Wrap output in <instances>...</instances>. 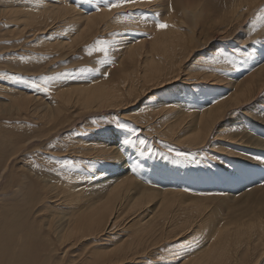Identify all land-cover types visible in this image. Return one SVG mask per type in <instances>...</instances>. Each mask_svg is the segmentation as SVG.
I'll list each match as a JSON object with an SVG mask.
<instances>
[{
    "label": "rangeland",
    "instance_id": "374dc122",
    "mask_svg": "<svg viewBox=\"0 0 264 264\" xmlns=\"http://www.w3.org/2000/svg\"><path fill=\"white\" fill-rule=\"evenodd\" d=\"M7 1L12 2L13 6L15 2L17 3L16 0ZM19 1L23 2L22 0ZM76 1L78 4L77 2L73 3L76 6L75 11L79 14V17L77 16L78 14L76 15L79 19L74 17L77 22L74 20L72 21L73 23H67V20L64 19L53 23L47 31H41L42 33L35 32L33 29H26V26L8 25L4 18H0V38L2 36L0 39V264H93V258L91 257L92 251L99 248L103 250L114 249L118 242L125 239L123 237L129 235L133 236V233L129 230L123 231L116 229L114 232L108 234V237L102 236L101 238L99 235H95L84 237L77 241L71 238L69 240H62L60 234H58L60 236L59 237L56 233L54 235H49L48 233V225H50L53 219H58L59 210L62 209V207L57 204L55 205L51 203L52 199L50 197V191H55L61 194L60 189L62 187L64 189L75 187L76 190L80 191L86 188L90 189L94 185L98 184L95 189L93 188L96 195H102L105 198H113V200L119 197L118 192L109 194L106 192L109 187V183L110 185L115 183V178L109 179V183H102L104 181L97 182L103 179V177L105 178V176L110 175L109 170L114 166L108 164L105 160H102L101 162L99 157H94V155L99 154L97 151L90 155L91 140L95 142L92 139L95 137V134H107L103 135L105 137L102 142L106 144L115 143L116 146L114 148L121 149V151L118 152L119 158L116 161L115 166H118L120 162H123L124 166L129 171L128 175L132 176L137 181L142 182L158 191L163 190L156 182L163 181L170 186H178L177 189L182 188L183 193L186 194V199L194 198L196 196H200L201 194L202 197H200L205 198L203 197L204 193H191L193 189V191H195L199 188V191L202 192L209 191L204 189H209L207 186L211 184V180H215L216 177L214 178V176H218L219 173H221V171H217L218 169H216L217 167L215 166V164H218L220 167L221 159L219 160L218 158L213 157L216 153L213 146L215 143L217 145V142L220 140L216 138V134L221 133L224 135V130L232 131L233 121L235 118H242L243 120H247L251 123L260 122L261 124H264V117L259 114L255 107L245 109L244 111L240 109L233 110L228 114L231 118L228 117L226 121L223 122V131H220V126H218L216 133L213 134L204 146L192 148L190 146L175 144L174 141L176 140L171 141L170 139H167L169 135L167 136L164 132V130L166 131V129H164L165 125H161L157 122V118L153 120V114L140 111L141 104L146 101H148V103L145 105L150 108L157 106L162 102L166 103V97L164 98L163 95L167 94V87L161 88L157 91L151 90V93L148 94L147 97L140 103H136L131 106L128 105L126 107L121 106L125 103L124 102L120 103L119 107L116 106L113 107L114 109L111 108V110H99L97 109L99 107L98 104H92L94 109L83 107L80 109L81 104L78 106V109H74V107H69L70 109H68L63 102H57L59 100L57 99L58 91H62L63 89L70 87L88 88L92 85L95 86L108 81L118 84V82L125 75V73H123L124 71L133 73L132 82H136L139 79L141 69L138 68L137 63L134 60L125 56V54H127L126 51L128 50L127 47L134 46L135 41L139 38H141L140 40H143L139 41L138 44L144 41L147 42L149 39H155L157 33L162 31L157 27V20L160 21L161 18H165L161 22L167 24V21L165 20H169L168 18L170 17L172 11H175L172 0H147L152 1L150 6H152V3L155 1L151 10L147 6H144L140 0H137V2L133 4L135 6V8H132L133 10L131 8H127V3L122 7L111 10L110 17L104 23L99 25L97 31L93 32L89 40L85 43L78 45L76 42L71 46L73 50L57 48L59 45L63 44L64 41H66L64 44L70 45L73 43V39L76 38V36H79L81 31H83L82 26L86 27V22L81 18H88L95 13H103V11L107 8V5L111 2V0ZM188 1L191 2V0H185L184 2ZM3 2H6V0H0L2 6L5 5ZM192 2H200L201 4L198 11L203 16V19L206 22L211 20V23H215L214 29L210 33H214L215 35L218 32L227 31L233 38L238 37L237 33H240L239 41L241 42V44L230 43L228 40L223 42L222 38H215L216 40L213 38L211 41L208 36L209 33L202 38L200 32L207 27L204 26L203 29H201V26L197 27V33L194 36H191L195 44L199 46L195 49V53L193 55L198 57L197 61L193 63L191 62L189 65V73H191L192 77L197 78V74H202L204 72L208 73L207 75L221 74L223 75L222 78L229 79H231L230 76L234 78L235 75L238 77L242 76V74H252L249 72L254 70L252 66L256 63L253 58H256V56L264 53V46H262V44H264V1L253 8L245 6L240 10L241 12L239 14L235 15L229 13L230 6L234 4V0H192ZM137 3L138 5H136ZM156 8L158 10H156ZM131 11H133V13L129 14ZM206 12L210 14V18L206 17ZM119 14L122 16L120 17ZM123 15L127 17H123ZM117 16L120 18L118 19ZM176 17L177 18L174 19L177 22L180 18H182L181 13L177 14ZM147 18L149 23L146 21ZM1 19L3 20L1 21ZM116 20L118 22H116ZM131 21L133 22L131 23ZM155 24L156 27L153 29ZM152 25L154 26L152 27ZM133 27H137L134 30H138L140 32H135L131 29ZM171 27L173 28L174 26H169L163 31L166 32L172 29ZM77 29L79 30L77 31ZM101 29L102 31H100ZM23 30L25 31L23 34H18V32ZM130 31H133L134 35L137 33L136 36H134ZM35 39H37V41H35ZM100 40L106 41L107 52L95 50L100 47L98 44V41ZM254 40H256V42H252ZM257 42H259V44ZM244 43H246L247 46L243 45ZM125 44H127V47ZM48 46H51L50 50ZM89 49H94V51L90 53ZM240 52L252 53V55L251 57L248 55L240 56ZM179 53V55H181V51H179ZM21 57H25L26 59H21ZM213 59L217 62L212 63L211 61ZM188 60L189 57H186L184 62H187ZM232 60L236 61L235 68L231 63H229V61ZM124 64L126 67L123 68L122 71L119 68ZM210 67L213 69H209ZM13 77H19L21 79L16 80L13 79ZM46 79L47 83H45ZM193 82L194 80H192V83ZM180 83H178V85ZM34 84H39L40 89L35 90L33 87ZM194 84L196 83L188 85H192L191 87L193 93L192 91H188L189 94L188 92H183L182 95L184 97L193 95L198 98L197 102L189 100V105L184 108L186 112L191 111L194 114H197L201 106L204 105V102H208L210 100L209 103H207V106L211 105V101L213 100L212 96L220 93V91H217V89L213 90L212 87L208 86L209 84L203 83L201 86L205 87V91L203 92L205 96L202 99L201 89L203 87H198V85ZM45 87L49 89L48 92L44 91ZM122 89L129 90L130 88L122 86ZM172 89H174V87L170 90ZM259 90L260 89L256 91L257 94ZM159 93H162V95L158 96ZM28 95L37 101L41 100L43 106L45 104V106H48L51 109H57V107L59 109H63L64 111L59 117L58 122L52 124L53 119L51 122H49V120H42L39 112L35 114L27 112L23 110L21 104H17V102H15L25 99L24 97H28ZM35 96L39 99H36ZM254 96L255 94L248 100H253ZM263 97L264 96H262V98ZM171 98V102H173L171 105H174V97L171 96ZM46 100L47 102H45ZM225 100L227 99H223L217 104L224 102ZM102 106L104 107L105 105ZM179 109H182V106L180 108H176L173 113L176 111L175 113L177 114L180 112ZM47 112L51 113L50 111ZM173 113L167 116L169 120H173ZM242 113L243 115L241 116ZM147 119H151V121ZM117 121L121 124H125L126 128H118L116 124ZM238 121L239 120H237V122ZM113 132H118V136L122 139V143L121 141H119V143L116 142L117 139H114L115 133ZM157 132L159 133L157 134ZM126 139L131 140V143H124ZM140 141H143L144 143H140ZM170 149L183 151L192 159L182 160L181 158H178L174 151H171ZM124 155L129 157H125ZM244 155L253 157L254 152H244ZM109 157L113 158L114 154H110ZM132 158L140 161L139 170L136 167L138 164ZM228 158L232 159L230 157ZM125 160H129L130 162L127 163ZM222 160H224V162L226 161L224 158ZM65 161H71L73 166L71 168L62 167L61 162ZM151 163L156 167H152V165L150 167L149 164ZM158 164H160V166ZM262 164L263 162H256V169H260ZM104 165H107L108 167V169H105L106 173L103 172L104 175L108 173L105 176L103 175L102 170L107 167H103ZM214 168L216 170H214ZM127 169L123 167L120 173L127 172ZM155 169H159V171ZM232 170L236 171L237 168H232ZM207 172H211L209 176ZM212 172L217 175H213ZM195 173L197 174L195 175ZM194 175L199 180L196 179ZM163 177L166 178V181ZM210 177L213 179L210 180ZM150 178L152 179L151 181ZM200 181L205 182V185ZM242 183L246 182L244 181ZM254 183L260 188H264V180L262 183L258 181H255ZM127 184L128 182L122 186H126ZM196 187L199 188L196 189ZM209 192H213V190H210ZM216 195L220 196L219 198L222 199L225 206L221 209L219 204H217V206L212 205L205 213L203 217L204 219L201 218V220H198L199 222L203 220L200 226L199 224H197V226L195 225V227L190 230V233L182 236V230L186 225L183 220L182 222H178L179 219H183L182 216L180 215L178 218L176 216L169 219L168 222L172 223L173 226H169L168 229L167 226H165L166 236H172L174 233L178 235L180 234L182 237L176 235L169 241L164 239V241L156 247L153 245L154 235L147 234L150 241L147 244L145 255L137 259L134 263H132L134 261L133 260L122 264H181L184 263V261L186 263L191 262L192 260L200 257V255H203L205 253L203 250H208V246L212 243V241H215V238L211 235V230L221 226L223 223L225 225L228 224L227 222L237 215H239V217L244 216V219L249 218L245 209V199L240 200L239 197L235 199V196L228 194H225L224 197V193ZM228 196H231L232 198L234 197L236 203H230V201L234 199H229L227 198ZM234 205L237 209L231 214L233 217L230 215L229 218H226V216L228 217V212L230 210L229 207H233ZM250 205L256 206V203L252 201ZM68 207L69 208L65 207L64 211L60 214H70L72 208L70 205ZM161 209L162 207L156 211L155 216L163 214ZM178 209L176 212L180 213L181 210L178 211ZM139 212H141V210L133 213L130 211L128 219H121V221L128 226L132 222V215ZM147 213V216L151 214L149 212ZM208 214L210 216L212 215L213 218ZM163 218L166 220L167 216L163 215ZM174 221L175 223L173 224ZM61 225L62 226L59 228V231L63 227H68L67 224ZM121 235L123 236L121 237ZM128 238L130 240L131 237ZM17 244H19L18 248H16ZM14 251H16L15 254ZM136 251H140V248L129 249L125 247L120 252V256L131 255ZM12 255H15L13 260H11Z\"/></svg>",
    "mask_w": 264,
    "mask_h": 264
},
{
    "label": "bare ground",
    "instance_id": "6f19581e",
    "mask_svg": "<svg viewBox=\"0 0 264 264\" xmlns=\"http://www.w3.org/2000/svg\"><path fill=\"white\" fill-rule=\"evenodd\" d=\"M16 1L18 4L15 2L16 4V6L14 4L15 7L12 5V2L7 1V0L6 2H3L5 3V5L3 4L4 6H2L0 3V18H4V20H6V23L11 26L12 25H20L24 27L26 26V29H30V30L33 29L35 30V32L40 33L43 30L47 31V29L50 28L53 23L59 22L61 20L65 19L67 20V23L68 22L73 23L72 21L79 19L77 18V16L79 17V14L75 11L76 6L73 3V2H77L76 0H63V1L62 0H22L23 2H20L19 0H16ZM140 1L143 3L144 6H147L150 10L151 8H153V3H155L154 1L152 3V6H150L152 1H147V0H140ZM184 1L185 0H172L175 11L174 12L172 11L170 17L168 18L169 20H165L167 21V24L169 26L176 27V28L173 27L174 30L171 27L172 29L166 32H164L163 30H162L163 32L159 31V33H157L156 36L154 35L155 39L153 40L149 39V41L147 40V42L144 41L140 44H138L139 41H142L143 39L140 40L141 38H139L138 40L135 41V44L132 47H129V46L127 47V44H125V46L128 48V50L126 51L127 54H125V56L134 60L137 63L138 68L141 69L140 74H139V79L136 82L134 83L132 82L133 73L124 71L123 73H125V75L118 82V84H114L108 81L103 84H99L95 86L92 85L88 88L81 87L82 88L81 89L80 87L79 88L70 87L71 89L65 88L62 91H58L57 99L59 100L57 102H60V101L63 102L68 107V109H70L69 107H74V109L75 108L78 109V106L80 104H81L80 109L82 107L94 109L93 105L98 104L99 107L97 109L99 110L100 109H104V110L110 109L111 110V108L114 109L113 107H116V106L119 107L120 103H124V102L125 103L122 104L121 106L126 107L128 105L131 106L133 104L140 103L142 100H144L147 97L148 94L151 93L150 92L151 90L157 91V90H160L161 88L167 87V94L163 95L164 98L166 97V103L162 102V103H159L157 106H153L152 108H150L149 106L145 105L146 103H148V101H146L141 104L140 111L153 114V120L157 118V122H159L161 125H165L164 129H166V131L164 130V132L167 136L169 135L167 139H170L171 141L176 140L174 141L175 144H179L182 146L183 145L190 146L192 148H199V147L204 146L209 141V139L213 136V134L216 133L218 126H220V131H223L222 130L223 122H225L228 117L231 118V116L230 115L228 116V114L233 110L240 109L244 111L245 109L255 107V109L259 112V114H261L264 117V97L262 98V96H264V53L263 54L261 53L262 55L256 56L257 59L253 58V60H255L256 63L253 64V66L251 64L254 70L249 72V73H252L250 75L242 74V76H238V77L237 75H235L234 78L230 76L231 79H229V78H222L223 75L221 74L207 75L208 73L204 72L202 74H197V78H193L191 73H189L190 63L196 62L198 59L197 56H193V55L195 53L194 52L195 49H197L199 46L195 44L194 40L191 37L197 33V30H196L197 27L201 26V29H203L204 26L207 27L206 29L204 28L200 32V35H202V38H204V36H206V34L209 33L208 36L211 41L213 40V38L214 40H216L215 38H222L223 42L226 40H228V42L230 41V43H237V44L238 43L241 44V42L239 41L240 33H237L238 37H234V38L227 31L218 32L215 35L214 33L213 34L210 33L214 29L215 23H211V20L209 22H206L203 19V16L198 11L201 3L200 2L195 3V2H192V0L191 2L190 1L184 2ZM263 1L264 0H234V4L230 6V9L228 7L229 13H232L234 15L239 14L241 12L240 10L244 8L245 6L253 8ZM133 4L134 3H128L127 8H131V9L135 8ZM136 5H138V3ZM156 7H159V6H156ZM156 10L158 9L156 8ZM131 13H133V11H131L129 14ZM179 13H181L182 18H180L176 22L174 18H177L176 15ZM110 14H111L110 11L108 10V8H106L105 11H103V13L101 14L95 13V14H92V16L88 18L86 17L81 18V19H84V21L86 22V27L82 26L83 31H81V33L79 32L80 33L79 36L78 37L76 36V38L73 39V43H71L70 45L64 44V42H66L64 41L63 44L59 45L57 48H60V49L66 48L68 50H73L71 46L75 44L76 42L78 45L85 43L86 41L89 40L93 32L97 31L99 25L101 23H104L110 17ZM121 16L122 15H120V17ZM74 17L76 19H74ZM120 17H118V19ZM123 17H127V16L123 15ZM206 17L210 18V14L208 12H206ZM163 19L161 18L160 21L159 20L157 21L161 22L163 21ZM2 20L3 19H1V21ZM146 21L148 22V18ZM116 22L118 21L116 20ZM132 22L133 21H131V23ZM153 26L154 25H152V27ZM134 27L131 29L134 30L137 28V27L136 28ZM155 27H156V24L153 27V29H155ZM15 30H16V27H15ZM78 30L79 29H77V31ZM100 31H102V29ZM134 31L137 32L138 30L137 31L134 30ZM24 32L25 31L23 30L21 32H18V34H23ZM130 32H132L133 34V31H130ZM75 33H78V32H75ZM136 34L135 35L133 34V35L136 36ZM35 41H37V39H35ZM42 42H45V41H42ZM252 42H256V40ZM257 43L259 44V42ZM243 45L247 46L246 43H244ZM262 46H264V44H262ZM48 47L50 50L51 46H48ZM179 51H181V55H179L180 54ZM186 57H189V60L187 62H184ZM125 67L126 66L124 64L119 69L123 71V68ZM209 69L212 70L213 68L210 67ZM192 80H194L193 83H196L194 85H198V87H203L201 86V84L207 83L209 84L208 86L212 87L213 90L217 89V91L218 90L220 91V93L212 96L213 100L211 101V105L207 106V103H209L210 100L208 102H204V105L201 106L197 114H194L191 111L186 112L184 110V108L189 105V100H191L192 102H195V101L197 102V99H198L197 97L193 95H189L185 97L182 95L183 92L192 91V87H191L192 85L188 86L189 84H193ZM178 83L180 84L178 85ZM122 86H124L125 88H130V89L123 90ZM172 87H174V89L170 90ZM204 88L205 87L201 89L202 99L205 96L203 94V92L205 91ZM258 89L260 90L258 91V94H257L256 91ZM254 94L255 96L253 100H248ZM160 95H162V93H159L158 96ZM171 96L174 97V100H175L174 105H171V103H173L171 102L172 100ZM24 98L25 99H21L15 102H17V104H21V107L23 108V110L27 112L34 113V114L39 112L42 120H49V122H51V120L53 119L52 124L53 123L55 124L58 122L59 117L62 115V112L64 111L63 109H59L57 106H56L57 109H51L48 106H45V104L43 106V103L41 100L37 101L33 99L30 95ZM36 99H39V98L36 97ZM223 99H227V100L217 104L219 101ZM45 102H47V100ZM102 105H105V106L103 107ZM181 106H182V109H179L180 112L176 114L175 113L176 111H175L173 113V111L176 108H180ZM47 111H50L51 113H48ZM65 111H68V110H65ZM172 113H173L172 115L173 120H169L167 116L171 115ZM242 115L243 113L241 114V116ZM148 118H151V117H148ZM147 120L151 121V119H147ZM237 120L239 121L237 122ZM232 128H233L232 131L224 130L225 131L224 135L221 133L216 134V138L220 140L217 142L218 143L217 145L215 143L213 146L214 149L216 150V153L213 157L218 158L219 160L221 159L220 167L218 164L214 163L215 166L217 167L215 168L218 169L217 171H221V173H219L218 176H214V178L216 177L215 180L210 177V180L211 179L213 180H211V184L207 186V188L209 189H204V190H209V191L213 190V192H209V191L202 192V191H199L200 189L199 187H196V189L197 188L199 189L195 191H193L194 190L193 189L191 194H193L194 192L200 193V194L204 193L203 197L205 198H201L202 194L201 195L199 194L201 197L196 196L194 198H188V199L185 198L186 194L183 193L182 188L177 189L178 186L177 187L170 186L164 183L163 181L156 182L157 184H159V186H161V189L163 190V191H158L156 189H152L151 187L145 185L142 182L137 181L132 176H129L128 175L129 171L124 166L123 162H120L118 166H115L116 161L119 158L118 152H120L121 149L114 148L116 146L115 143L106 144L102 142L104 140L103 138L105 137L103 135H107V134H102V133L95 134V137L92 138L95 142L91 140V145H90L91 154L90 155H92L95 151H97L99 154L94 155V157H99L101 162L102 160H105L108 164H111L112 166H114L110 168L109 170L110 175L105 176L108 174L107 173L104 175V173H106L105 169H108V167L107 165H104L103 167H107V168H103L104 170H102V173L104 172L103 175L105 176V178L103 177V179L97 182L104 181L102 183H109L108 182L109 179L115 178L116 179L115 183L112 185H110L109 183V187L107 188L106 192L108 194L118 192L119 197L113 200V198H105L102 195H96L93 191V188L95 189L98 186V184L94 185L90 189L86 188L80 191L76 190L75 187H71V188L69 187L70 189L69 188L64 189L62 187L61 189L59 188L61 191V194L55 191H50V197L52 199L51 203L55 205L57 204L58 206L62 207V209L59 210L58 219H53L50 225H48L47 229H48L49 235L50 234L54 235L56 233V235L58 234L61 235L62 240L63 239L69 240L71 238V239L78 241L81 238L88 237V236H95V235H99L101 238L102 236L108 237V234L114 232V230L116 229L123 230V231L129 230L133 233V236L129 235V236L123 237L125 239L121 240V242H118L116 244L117 246L114 247V249H110V250H103L101 248L96 249L95 251H92L91 257L93 258V262H94L93 264H122V263L133 261V260L134 261L132 263H134L137 261V259L144 256L146 253L145 250L147 249V244L150 241L147 237V234L154 235L153 245H155L156 247L158 246V244L160 245V243L163 242L164 239L165 240L167 239L169 241L170 239L174 238V236L176 235L181 236L180 234L178 235L174 233L172 236L171 235L166 236V233H165L166 231L165 226H167V229L169 228V226H173L172 223L168 222L169 219H172L176 216L178 218L181 215L183 219H179V221L178 220L177 221L182 222L183 220L184 223H186V225L184 226L182 230L183 232L182 236L187 235L188 233H190V230L193 227H195V225L197 226V224H199L200 226L202 224L203 220L201 222H199L198 220L199 219L201 220V218L204 217L205 213L211 208L212 205L217 206V204H219V207H221V209L222 207L225 206L223 204L222 199L219 198L220 196L216 195L219 193H222V194L224 193L223 195L224 197H225V194H228L231 196H235V199H237L238 197L240 200L245 199V203H246L245 209L249 215V218L244 219V216L239 217V215L233 217L231 214L237 208L235 207V205L233 207H229L230 210L228 212V217L226 216V218H229L230 215L233 218L227 222L228 224L225 225L223 223L225 226L223 224L219 226L220 225L219 224L218 225L219 227L214 228V230H211V235H213V237L215 238V241H212V243L208 246V250L204 249L203 247L204 249L203 251L205 252L203 255H200V257H198L195 260H192L191 262L186 263L184 261V263H181V264H264V188H260L258 185L254 183L255 181L262 183V181L264 180V124H261L260 122L251 123L247 120H243L242 118H238V119L235 118L233 121ZM113 133H115L114 134L115 138L114 137L113 138L115 140L117 139L116 142L119 143V141H121L122 139L120 138V136H118V132H113ZM158 133L159 132H157V134ZM249 151L254 152L253 157L244 155V152H249ZM110 154H114V157L110 158L109 157ZM124 156L129 157L127 155H124ZM222 157L226 160L225 162L224 160H222L223 159ZM228 157L232 159H229ZM257 157L259 159H256ZM133 160L138 164L136 167L139 170L140 161L137 159H133ZM258 161L263 162V164L261 168L257 170L256 162ZM125 162L128 163L130 161L125 160ZM149 165L151 167L152 163ZM158 165L160 166V164ZM153 166L155 165H152V167ZM159 166L157 167L160 168ZM123 167L127 169V172L120 173ZM215 168L214 170H216ZM232 168L233 169L237 168V170L238 169L239 170L235 171V170H232ZM155 170L159 171V169H155ZM198 171H201V170H198ZM197 173H195V175ZM210 173L207 172L208 176ZM213 173L214 172H212V174ZM203 175H202V178H203ZM213 175H217V174H213ZM163 178L166 181V178L165 177ZM196 179L198 178L196 177ZM151 180L152 179L150 178V181ZM190 181H194V180H190ZM244 181L246 183H242ZM127 182L128 184L126 186H122ZM152 182H155V181H152ZM200 182H202V184L204 183L205 185V182L203 181H200ZM198 185L201 186L200 184ZM209 194H214V195H209ZM231 196H228L227 198L234 199V197L232 198ZM235 199L231 201L229 200L230 203L231 202L236 203ZM252 201L256 203V206L250 205ZM67 205L71 206L72 208L70 211L71 213L70 214L68 213L60 214L61 212L64 211L65 207L69 208ZM160 207H162L161 210L163 211V214H161L160 216H155L156 211H158ZM177 209L178 211L181 210V212L177 213L176 212ZM140 210L141 212L132 215L133 216L131 218L132 222L128 226H126L127 224H124L121 221V219H128L130 215L129 214L130 211L131 213H133V212L140 211ZM147 212L151 214L147 216L148 214ZM215 212H218V211H215ZM163 215L167 216L166 220H164ZM210 217H212V215ZM145 219H148V220H145ZM174 223L175 221L173 222V224ZM225 223H226V220H225ZM61 224H67L68 227L67 228L63 227L59 231V228L62 226ZM122 236L123 235H121V237ZM128 237H131L130 240ZM18 247H19V244L16 245V248ZM125 247L129 249L140 248V251H136L131 255L120 256V252ZM15 253L16 251H14V254ZM14 257L15 255H12L11 260H13Z\"/></svg>",
    "mask_w": 264,
    "mask_h": 264
},
{
    "label": "snow or ice",
    "instance_id": "6c2138e0",
    "mask_svg": "<svg viewBox=\"0 0 264 264\" xmlns=\"http://www.w3.org/2000/svg\"><path fill=\"white\" fill-rule=\"evenodd\" d=\"M135 2H137V0H111V2L107 5V8H108L109 11H111V10H113L115 8L122 7L125 4H127V3H135ZM157 27L160 30H166L169 27V25L166 24V23H164V22H157ZM98 44L100 45V47H98V49H95V50H98V51H101V52H107V43H106V41L100 40V41H98ZM92 51H94V49H89V52L90 53ZM239 55L240 56H243V55L251 56L252 53L240 52ZM21 59H26V58L25 57H21ZM211 62L212 63H216L217 61L215 59H213ZM229 63H231L234 68L236 67V61L235 60L229 61ZM13 79L19 80L21 78H19V77H13ZM45 83H47V79L45 80ZM33 87L35 88V90H39L40 89V85L39 84H34ZM44 91L45 92H48L49 89L47 87H45L44 88ZM116 124H117V127L120 128V129L126 128V125L125 124H121L119 121H117ZM124 143L130 144L131 143V140L126 139L124 141ZM140 143H144V142L143 141H140ZM170 150L171 151H174L175 155L178 158H181L182 160L192 159L189 155H187L183 151H177V150H174V149H170ZM256 159H259V158L257 157ZM61 166L62 167L71 168L73 166V164H72L71 161H65V162H61Z\"/></svg>",
    "mask_w": 264,
    "mask_h": 264
}]
</instances>
